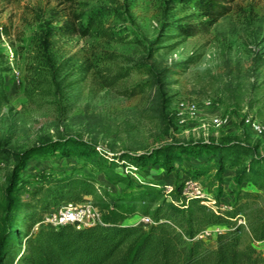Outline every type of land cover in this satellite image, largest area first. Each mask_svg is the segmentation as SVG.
I'll list each match as a JSON object with an SVG mask.
<instances>
[{"label": "rangeland", "instance_id": "1", "mask_svg": "<svg viewBox=\"0 0 264 264\" xmlns=\"http://www.w3.org/2000/svg\"><path fill=\"white\" fill-rule=\"evenodd\" d=\"M221 1L229 12L213 23L198 7L202 0H0V147L10 158L0 165V204L5 175L18 165L12 152L66 140L109 157L149 154L171 144L233 141L264 158V0ZM92 18L98 23L87 29ZM66 22L88 33H67ZM188 26L194 35L181 30ZM138 85L144 91L129 97ZM181 103L196 104L198 117L179 116ZM246 115L262 133L244 125ZM219 116H228V124L212 127L211 119ZM70 154L31 158L19 182L31 190L40 176L74 173L114 196L134 192L137 178L111 181L110 174L120 169H99ZM207 158L206 153L199 160L184 156L171 173L159 165L135 173L162 190L164 185L176 189ZM157 171L163 179L155 180ZM209 172L199 180L215 197L214 169ZM233 175H224L218 201L227 209L238 188ZM242 188L256 192L252 185ZM256 208L264 210V195ZM244 220L238 217L233 224ZM224 230L212 228L205 236L213 239ZM243 242L250 237L243 234ZM253 245L264 257V242Z\"/></svg>", "mask_w": 264, "mask_h": 264}, {"label": "trees", "instance_id": "2", "mask_svg": "<svg viewBox=\"0 0 264 264\" xmlns=\"http://www.w3.org/2000/svg\"><path fill=\"white\" fill-rule=\"evenodd\" d=\"M222 3L202 0L198 7L216 23L229 12ZM97 23L98 19L92 18L87 29ZM187 28L181 30L189 36L195 34L186 31ZM63 29L67 33L73 30L88 33L67 22ZM121 78L122 74L111 78L110 84ZM143 87L138 85L127 95L142 93ZM80 145L66 140L11 153L18 165L5 175L7 184L1 195L0 264H264V257L253 245L264 242V210L256 208L258 199L264 195V158L257 157L248 146L233 141H202L171 144L133 157L121 154L109 157L105 152L97 154L93 148ZM58 151H68L70 155L76 152L99 169L116 170L122 165L139 170L159 165L169 173L184 156L199 160L206 153L205 165L188 170L184 179L209 177V169H214L212 183L218 187L214 197L217 204L227 171L233 172L238 188L232 191L234 201L230 209L216 214L201 204L199 198L190 200L186 208L177 207L168 201L161 188L141 180L127 196H114L101 190L93 180L74 173L40 176V182L31 190L27 182H19V173L31 158L45 159L49 153ZM8 155L0 147V165L10 160ZM206 165L211 167L205 168ZM132 178L120 172L109 176L114 182L123 179L131 182ZM183 184L177 185L175 198L181 196ZM243 185H252L256 192L243 190ZM89 198L100 213L96 224L82 228L55 227L44 220L63 202L76 203ZM138 215L150 217L152 223L147 226L131 223ZM239 216L245 218V224L234 225ZM216 227L225 230L213 239L205 236L206 231ZM243 234L250 237L252 244L243 242Z\"/></svg>", "mask_w": 264, "mask_h": 264}, {"label": "built area", "instance_id": "3", "mask_svg": "<svg viewBox=\"0 0 264 264\" xmlns=\"http://www.w3.org/2000/svg\"><path fill=\"white\" fill-rule=\"evenodd\" d=\"M208 105H211L210 102ZM178 109L181 111L179 116L184 113L188 116L190 120H194L198 117V106L196 104H179ZM229 122L228 116H219L211 119L212 127L218 128L225 126ZM243 123L253 132L260 134L263 131L262 126L253 119L251 115H246L243 118ZM125 166L119 167L120 173L125 175H130L134 178H137V181H140L139 177L135 173L136 169L132 167ZM130 168V169H129ZM163 192L168 198V201L180 208H186L189 201L193 198H199L201 204L210 208L214 213L227 210L226 207L217 204L215 198L204 191L201 180L199 179H187L184 181L181 196L175 198L173 196L175 188L169 185L163 186ZM241 217V216H239ZM49 224H52L55 227L71 225L75 228H82L89 225L96 224L100 221V213L98 209L93 205L90 200H84L82 202H63L58 205L54 210H52L44 219ZM151 219L148 216H140L139 220L135 223L142 226L150 225ZM240 224H245L244 221H240Z\"/></svg>", "mask_w": 264, "mask_h": 264}, {"label": "crops", "instance_id": "4", "mask_svg": "<svg viewBox=\"0 0 264 264\" xmlns=\"http://www.w3.org/2000/svg\"><path fill=\"white\" fill-rule=\"evenodd\" d=\"M160 170H163V169H160ZM153 177H155V180H161V179H163V176L162 175L160 176V171H157L156 172V175L153 174ZM201 178L205 179V177H201ZM201 178H199V179H201Z\"/></svg>", "mask_w": 264, "mask_h": 264}]
</instances>
